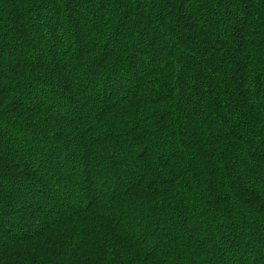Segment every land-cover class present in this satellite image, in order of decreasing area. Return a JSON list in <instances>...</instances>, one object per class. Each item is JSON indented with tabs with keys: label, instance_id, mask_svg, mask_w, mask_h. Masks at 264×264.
<instances>
[{
	"label": "trees",
	"instance_id": "16d2710c",
	"mask_svg": "<svg viewBox=\"0 0 264 264\" xmlns=\"http://www.w3.org/2000/svg\"><path fill=\"white\" fill-rule=\"evenodd\" d=\"M0 264H264V0H0Z\"/></svg>",
	"mask_w": 264,
	"mask_h": 264
}]
</instances>
